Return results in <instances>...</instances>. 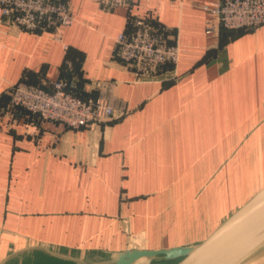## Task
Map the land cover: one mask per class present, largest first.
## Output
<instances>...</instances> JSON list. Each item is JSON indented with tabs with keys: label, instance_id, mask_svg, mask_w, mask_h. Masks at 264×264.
Listing matches in <instances>:
<instances>
[{
	"label": "crops",
	"instance_id": "1",
	"mask_svg": "<svg viewBox=\"0 0 264 264\" xmlns=\"http://www.w3.org/2000/svg\"><path fill=\"white\" fill-rule=\"evenodd\" d=\"M61 1L75 21L60 41L0 21V264L200 244L264 187V25L208 33L217 0H132L129 11ZM130 15L180 50L148 81L114 57ZM56 80L103 97L115 118L74 130L5 110L18 82L51 91Z\"/></svg>",
	"mask_w": 264,
	"mask_h": 264
},
{
	"label": "built area",
	"instance_id": "2",
	"mask_svg": "<svg viewBox=\"0 0 264 264\" xmlns=\"http://www.w3.org/2000/svg\"><path fill=\"white\" fill-rule=\"evenodd\" d=\"M104 11L131 8L132 0H94ZM213 17L208 33L252 29L264 25V0H217L205 7ZM0 21L27 32H52L60 41L61 29L75 21L61 0H0ZM131 30L114 41V57L133 70L138 82L154 79L165 65H176L180 50L168 43L167 30L146 18L129 16ZM64 80L51 84V91L18 82L9 90L6 111L23 110L39 122L57 123L69 129L98 125L115 118L114 109L103 97L82 100Z\"/></svg>",
	"mask_w": 264,
	"mask_h": 264
},
{
	"label": "water",
	"instance_id": "3",
	"mask_svg": "<svg viewBox=\"0 0 264 264\" xmlns=\"http://www.w3.org/2000/svg\"><path fill=\"white\" fill-rule=\"evenodd\" d=\"M179 259L175 264H251L264 255V187L193 247L135 253L103 264H132L139 256Z\"/></svg>",
	"mask_w": 264,
	"mask_h": 264
},
{
	"label": "rangeland",
	"instance_id": "4",
	"mask_svg": "<svg viewBox=\"0 0 264 264\" xmlns=\"http://www.w3.org/2000/svg\"><path fill=\"white\" fill-rule=\"evenodd\" d=\"M106 259V257H102L101 258V262H103V261H106L105 260ZM38 261H34V260H29V259H26V260H24L23 262H24V264H67V263H65V262H57V261H55V260H46V261H44L45 259H43V257L42 258H38L37 259ZM108 260V259H107ZM262 261H264V256L262 257ZM14 263V262H13ZM13 263H10V264H13ZM134 263V262H133ZM132 263V264H133ZM136 264H140V263H136Z\"/></svg>",
	"mask_w": 264,
	"mask_h": 264
}]
</instances>
